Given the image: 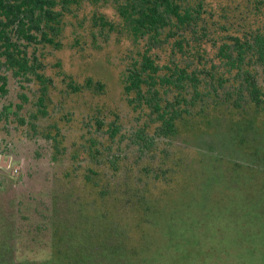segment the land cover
<instances>
[{
  "label": "trees",
  "instance_id": "1",
  "mask_svg": "<svg viewBox=\"0 0 264 264\" xmlns=\"http://www.w3.org/2000/svg\"><path fill=\"white\" fill-rule=\"evenodd\" d=\"M0 153V264H209L175 208L264 190V0H0Z\"/></svg>",
  "mask_w": 264,
  "mask_h": 264
},
{
  "label": "rangeland",
  "instance_id": "2",
  "mask_svg": "<svg viewBox=\"0 0 264 264\" xmlns=\"http://www.w3.org/2000/svg\"><path fill=\"white\" fill-rule=\"evenodd\" d=\"M113 43V42H112ZM127 43L122 45L125 48ZM112 52V53H110ZM107 53L112 62H119L115 51L107 48ZM111 54V55H110ZM64 67L69 73L83 74V64L80 56L75 50H67L60 54ZM107 67V66H106ZM104 75L98 78L109 82L116 90L117 80L112 79V71L105 68ZM205 154L206 158L215 160L212 152ZM223 150V149H222ZM5 163L2 166V163ZM16 178L21 172L22 163L17 155L5 156L0 153V167ZM213 166V165H212ZM19 167V173H13V168ZM258 173V171H256ZM264 179L263 171L257 174ZM216 180L213 185L221 184ZM201 187L194 185V189L187 191L186 199L175 208V218L178 222L184 220L189 223L198 222L204 225V235L199 228L191 232V238H186L189 244L200 245L198 247L209 259V264H264V190L257 192L226 191L225 186L217 185L215 189L206 191L205 185ZM207 185V184H206ZM189 227V226H188ZM168 244V239L162 238ZM181 239H172L171 242L179 245ZM255 245V252H251L250 245Z\"/></svg>",
  "mask_w": 264,
  "mask_h": 264
},
{
  "label": "built area",
  "instance_id": "3",
  "mask_svg": "<svg viewBox=\"0 0 264 264\" xmlns=\"http://www.w3.org/2000/svg\"><path fill=\"white\" fill-rule=\"evenodd\" d=\"M13 173H16V174L19 173V167H14L13 168Z\"/></svg>",
  "mask_w": 264,
  "mask_h": 264
},
{
  "label": "water",
  "instance_id": "4",
  "mask_svg": "<svg viewBox=\"0 0 264 264\" xmlns=\"http://www.w3.org/2000/svg\"><path fill=\"white\" fill-rule=\"evenodd\" d=\"M4 164H6V162H5V163L3 162L1 165H2V166H6V165H4Z\"/></svg>",
  "mask_w": 264,
  "mask_h": 264
}]
</instances>
